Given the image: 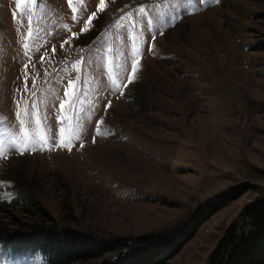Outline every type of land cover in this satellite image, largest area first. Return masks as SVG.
<instances>
[{"label":"rangeland","instance_id":"obj_1","mask_svg":"<svg viewBox=\"0 0 264 264\" xmlns=\"http://www.w3.org/2000/svg\"><path fill=\"white\" fill-rule=\"evenodd\" d=\"M238 184L169 264H206L264 195V0H0L1 222L36 200L147 234ZM0 264L48 262L0 244Z\"/></svg>","mask_w":264,"mask_h":264},{"label":"trees","instance_id":"obj_2","mask_svg":"<svg viewBox=\"0 0 264 264\" xmlns=\"http://www.w3.org/2000/svg\"><path fill=\"white\" fill-rule=\"evenodd\" d=\"M248 189L246 184L231 186L176 225L134 236L60 227L38 201H25L15 204L23 219L0 220V244L16 255L40 253L48 264L88 263L92 258H101L96 264H169L204 222ZM206 264H264V195L245 206L241 222L228 227Z\"/></svg>","mask_w":264,"mask_h":264},{"label":"snow or ice","instance_id":"obj_3","mask_svg":"<svg viewBox=\"0 0 264 264\" xmlns=\"http://www.w3.org/2000/svg\"><path fill=\"white\" fill-rule=\"evenodd\" d=\"M101 4H103V0H101ZM93 15H95V13L93 14ZM91 17H89V20H88V23H91ZM83 30H86V29H83ZM53 51H55V49H53ZM41 59H43V58H41ZM25 68H27V65L25 66ZM133 72H135V69H133ZM25 82H26V87H27V76H25ZM71 86V85H70ZM61 107L63 108V104L61 105ZM97 132H99V127H97ZM79 138V136H77V139ZM95 142V141H94ZM61 146H63V144L61 145ZM81 146H83V145H81ZM69 150H71L70 148H69Z\"/></svg>","mask_w":264,"mask_h":264}]
</instances>
